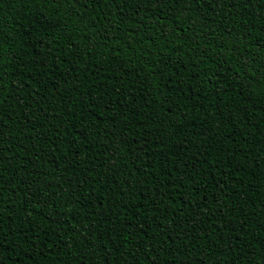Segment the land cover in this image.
Wrapping results in <instances>:
<instances>
[{"label": "trees", "instance_id": "1", "mask_svg": "<svg viewBox=\"0 0 264 264\" xmlns=\"http://www.w3.org/2000/svg\"><path fill=\"white\" fill-rule=\"evenodd\" d=\"M127 5L0 0V264H264V0Z\"/></svg>", "mask_w": 264, "mask_h": 264}, {"label": "snow or ice", "instance_id": "2", "mask_svg": "<svg viewBox=\"0 0 264 264\" xmlns=\"http://www.w3.org/2000/svg\"><path fill=\"white\" fill-rule=\"evenodd\" d=\"M54 2V0H53ZM76 3H80L81 0H75ZM93 2V0H84V3L85 4H88L90 5L91 3ZM97 3L100 2V0H96ZM112 2V0H103V3L104 4H108ZM118 2V0H117ZM154 2L156 3H160L161 0H154ZM188 2V0H172V3L174 4V8H173V14H175V12L177 11L178 7L179 6H182V5H186V3ZM128 5H127V0H124V8H126ZM118 11L121 13V15L123 16L124 14V9L123 8H119ZM106 16H111L112 14L111 13H106L105 14ZM94 19L96 18L95 16L93 17ZM193 31H195V28L192 29ZM144 149H141V151H143ZM180 151L182 152L183 151V148L180 149ZM178 171V170H177ZM168 175H171V173H168ZM183 179V177H181V180ZM182 187V184L180 185ZM3 185L0 184V188H2ZM0 230H2V225H0ZM153 252L156 251L155 247H153L152 249ZM132 255H135V253L133 252ZM145 255H147V253H145ZM125 264H127V262H125ZM139 264V262H138ZM150 264H158V261L156 259H153Z\"/></svg>", "mask_w": 264, "mask_h": 264}]
</instances>
